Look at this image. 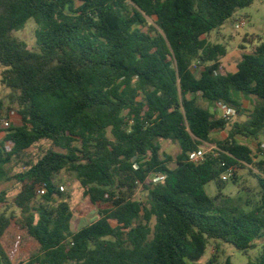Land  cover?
Here are the masks:
<instances>
[{
  "label": "trees",
  "instance_id": "trees-1",
  "mask_svg": "<svg viewBox=\"0 0 264 264\" xmlns=\"http://www.w3.org/2000/svg\"><path fill=\"white\" fill-rule=\"evenodd\" d=\"M254 1L0 0L1 83L9 90L0 122L10 110L20 119L0 124V175L22 183L19 214L0 211V264H15L23 237L39 250L17 264H197L211 244L204 264H233L220 262L221 243L256 247L264 236V41L229 71L225 44L208 40ZM30 20L34 46L15 35ZM199 97L237 114L219 116ZM242 98L255 101L251 110ZM215 131L227 136L192 162L189 153ZM157 138L180 152L162 153ZM241 139L257 141L263 157L255 160ZM248 166L258 188L242 186L235 200L225 190ZM62 172L91 204L107 205L76 231ZM137 189L145 198H133ZM6 198L1 192L0 205ZM249 264H264V244Z\"/></svg>",
  "mask_w": 264,
  "mask_h": 264
},
{
  "label": "rangeland",
  "instance_id": "rangeland-1",
  "mask_svg": "<svg viewBox=\"0 0 264 264\" xmlns=\"http://www.w3.org/2000/svg\"><path fill=\"white\" fill-rule=\"evenodd\" d=\"M245 18L246 24L241 28H237L236 25ZM148 22L155 26L153 18H147ZM35 31L36 23L33 20L28 21L25 28L20 32L16 33V37L25 40L30 46L35 45ZM208 40L211 42H220L225 44L227 48V55L221 58L222 65L229 71H236V63L240 60L242 53L253 52L260 41H264V0H255L249 7L241 8L237 10L234 16L229 19L223 27L213 31L209 36ZM2 66L0 65V100H3L6 104L7 95L9 90L6 89L1 83ZM195 74H199V69H194ZM198 103L210 109L212 112H216L219 116H223L225 105L216 104L215 106L210 105L207 101L202 98H197ZM255 101L250 99L242 98L243 108L245 110H251ZM244 120V118H242ZM20 119L16 116L13 119V125H18ZM5 132L1 134L3 137ZM227 136V131H215L211 134L212 142L204 143L201 147L206 151L210 152L216 148L215 141L223 140ZM241 141L248 145L253 153L255 154V160H260L263 156L262 152L259 151L258 142L253 139H241ZM264 143V137L260 139ZM155 142L161 147L162 153L168 154L175 158L180 152L179 145L176 142L167 139L157 138ZM57 150H60L57 148ZM253 173L258 171L252 166H248L246 169H240L237 171L238 183L233 186L229 185L228 189L225 190V194L230 195L235 200L239 195L244 194L243 191H239L242 186L257 190V180L249 170ZM8 175H12V170L6 167ZM58 184L64 186L65 193L68 196L67 202L69 203L73 212V219L71 223V229L73 231L95 221L98 219V211L101 207L107 205H93L83 195L82 189L79 187L73 174L62 172L57 178ZM22 183L15 179L10 180L8 177H1L0 175V193H6V201L0 205V211L7 210L8 212L15 211L19 214V210L14 205V196L21 187ZM206 192L209 196L213 197L217 193L216 186L213 182L208 183L205 186ZM134 199L140 200L143 197L142 192L137 189ZM264 244V236L256 241V247L254 249L244 252L237 249L232 244L221 243L222 254L220 256V262H224L227 258H230L233 264H249L250 261L257 262L260 259L262 253V246ZM213 246L208 245L205 255L201 262L197 264H204L212 253ZM39 247L37 243L29 238L23 237L17 247V253L15 256V264L21 261H25L31 254L38 252Z\"/></svg>",
  "mask_w": 264,
  "mask_h": 264
},
{
  "label": "built area",
  "instance_id": "built-area-1",
  "mask_svg": "<svg viewBox=\"0 0 264 264\" xmlns=\"http://www.w3.org/2000/svg\"><path fill=\"white\" fill-rule=\"evenodd\" d=\"M246 24V19L243 18L241 20L240 23H238L236 25L237 28H241L242 26H244ZM197 66L196 65H193L192 69H196ZM225 110L223 112V117L226 118V119H230L231 117H234L236 116L237 114V111L234 107H227L225 106ZM17 116L16 112L14 110H10L6 115L2 116V119H1V122L0 124L2 126H4L5 128H8L11 126V124H13V119ZM262 148L264 149V143L262 144ZM206 151L200 147L199 149L193 151V152H190L189 153V159L192 161V162H195V163H199V162H202L205 158V155H206ZM232 174V170H229V172L224 176V178H228L230 177ZM162 177V175H156L153 177V180L155 181H158L160 180ZM60 190L64 191V186H60ZM37 192L39 194H43L45 192V189L43 187H38L37 188Z\"/></svg>",
  "mask_w": 264,
  "mask_h": 264
},
{
  "label": "crops",
  "instance_id": "crops-1",
  "mask_svg": "<svg viewBox=\"0 0 264 264\" xmlns=\"http://www.w3.org/2000/svg\"><path fill=\"white\" fill-rule=\"evenodd\" d=\"M226 55H227V54H226ZM226 55H225V56H226ZM221 63H222V62H221ZM237 63H238V62H237ZM237 63H236V65H235L236 69H237Z\"/></svg>",
  "mask_w": 264,
  "mask_h": 264
},
{
  "label": "water",
  "instance_id": "water-1",
  "mask_svg": "<svg viewBox=\"0 0 264 264\" xmlns=\"http://www.w3.org/2000/svg\"><path fill=\"white\" fill-rule=\"evenodd\" d=\"M245 119V117H243Z\"/></svg>",
  "mask_w": 264,
  "mask_h": 264
}]
</instances>
